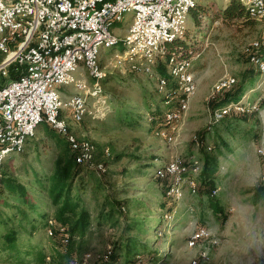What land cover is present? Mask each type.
I'll return each mask as SVG.
<instances>
[{
	"label": "rangeland",
	"instance_id": "rangeland-1",
	"mask_svg": "<svg viewBox=\"0 0 264 264\" xmlns=\"http://www.w3.org/2000/svg\"><path fill=\"white\" fill-rule=\"evenodd\" d=\"M197 1L210 14L203 17L202 34L195 30L190 16L185 34L189 48L193 49L190 54L195 56L192 70L198 89L191 97L188 111L177 123L174 142H167L158 135L162 127L150 119L149 110L155 106L168 109L163 102V94L157 88L159 70L154 69L153 74L146 73L141 64L126 60V45L122 41L111 47H101L99 60L103 63L105 80L99 101L89 99L92 109H96L95 114L82 122L68 117L72 131L80 140L94 141L97 152H104L107 148L111 152L108 157L97 155L98 161L106 162V170L101 172V176L97 175L96 181L88 182L80 193L82 205L92 212L93 223L86 237H76L75 242L78 259L84 253H91L89 264H105L103 261L110 259L108 252L128 239L137 240L142 256L162 255L161 264H190L199 253V247L188 248L187 239L200 226L210 228L219 238V244L212 248L210 259L199 264H264V252L258 253L240 241L245 214L240 205L255 204L264 199V194L258 198L255 193L259 186L264 188V181L254 189H247L231 171L225 175V169L232 163L226 159V153L234 152L240 145L250 148L253 167L263 168V158L258 149L264 147V94L258 88V73L247 49L252 50L253 43L257 41L260 48L264 45V18L257 19L251 26L227 21L221 14L217 15L230 0ZM133 15V12L126 13L124 21L113 26L119 38L126 37ZM174 48L175 51L182 50L178 46ZM2 57L0 55V60ZM162 62L166 65L165 60ZM74 75H85L91 80L83 65L76 68ZM226 76L235 77L238 85L245 83L246 99L250 107H257L245 112L252 127L260 134L257 139H247L239 134L233 137L214 119L211 107L213 88ZM60 90L68 92L66 95L76 92L73 86H61ZM246 126L247 123L243 122L241 127ZM46 132L47 128L44 130L41 124L25 150L7 158L3 172L14 175L28 186L36 209L45 213L47 220L55 214V206L47 194L33 185L34 172H50L57 153L54 146H49L51 140ZM218 132L229 144V148L223 147L219 155L216 182L220 189L214 197L224 210L216 213L208 195H194L187 191L181 200L167 196L168 181L156 177V168L177 157L202 158L203 149H214ZM117 155H120L118 159ZM240 164L241 158L237 157L234 166L239 167ZM1 209L9 215L18 213L17 209L2 207L0 212ZM101 211L107 216L102 224H98L97 217ZM30 214L36 213L30 211ZM36 219L38 228L31 233L30 224H25L28 230L21 234L20 243L23 248L38 245L52 256L53 239L41 217ZM32 259L33 255H26L25 262H21L0 251V264H34ZM117 261V264L124 263L125 252Z\"/></svg>",
	"mask_w": 264,
	"mask_h": 264
},
{
	"label": "built area",
	"instance_id": "built-area-1",
	"mask_svg": "<svg viewBox=\"0 0 264 264\" xmlns=\"http://www.w3.org/2000/svg\"><path fill=\"white\" fill-rule=\"evenodd\" d=\"M240 1L253 17L264 18V0ZM197 5V0H0V55H3L0 73L8 75L10 65L15 62L24 67L19 78L0 87V166L8 157L23 152L39 126L46 122L65 137L76 152L78 163L101 172L106 170V163L97 159L95 142L80 140L68 117L82 122L95 114L89 99L99 101L102 92L101 47H111L120 41L126 45L125 59L141 64L146 73L153 74L159 63L166 61L167 72L176 85L169 87L170 80L159 71L157 88L168 109L167 125L157 133L167 142H174L177 123L188 111L191 97L198 89L192 70L195 56H182L174 47L185 36L190 12ZM128 12L134 13L133 21L122 39L113 26L124 21ZM260 46L257 41L252 50H247L258 73V88L264 94V56ZM79 65L86 68L91 80L85 75H74ZM236 83L235 77L221 78L213 88L212 98ZM61 86H73L76 92L66 95L68 92H62ZM246 96L214 109V119L220 121L232 112L255 110L257 107H250ZM258 152L264 168V147ZM110 155V150L105 149L104 156ZM202 169L201 157H177L158 166L155 175L168 181V196L181 200L187 191L198 193ZM218 190L217 187L214 195ZM49 223L48 233L52 235L54 220L51 218ZM218 244L219 238L210 228L201 226L193 230L187 247H199V253L190 264L208 261L212 248ZM90 258L91 253H84L77 262L89 264ZM161 262L138 254L131 264Z\"/></svg>",
	"mask_w": 264,
	"mask_h": 264
},
{
	"label": "trees",
	"instance_id": "trees-1",
	"mask_svg": "<svg viewBox=\"0 0 264 264\" xmlns=\"http://www.w3.org/2000/svg\"><path fill=\"white\" fill-rule=\"evenodd\" d=\"M219 14L227 21L241 22L248 26L253 25L257 20L248 12L240 0H230L219 11L217 16ZM209 15V11L203 5H197L191 10L190 16L195 24V30L199 34L204 32L203 17ZM186 37L185 35L176 42V45L182 49L180 52L182 56H189L193 51L192 48H189ZM259 51L264 56V45H262ZM23 68V65L15 62L10 65L7 76L0 73V87L4 86L7 82L19 78L23 73ZM158 69L170 80L169 87L176 85V82L171 80L163 62L159 63ZM104 80L103 78L102 83ZM245 91V83H240L239 85L236 83L233 88L212 98L211 107L214 110L231 101L239 100ZM166 110V108L158 105L149 110L151 122L157 124L159 127L167 125L165 120ZM219 122L224 130L233 137L239 134L241 137L247 139H257L260 136L257 129L250 124L247 113L232 112L227 114ZM243 122L247 123V126L244 128L241 127ZM42 125L44 130L47 128V137L51 140L49 146H54L57 153L50 172L43 174H39L37 171L34 172L33 185L38 186V188L47 194L51 203L55 206V214L46 220V214L36 209V203L30 195L28 186L14 175L8 174L5 171L3 172L6 162L2 164L0 166V208L8 207L10 209H17L18 213L9 215L1 209L0 251H4L8 257L15 258L21 262H25L26 255H33L32 261L34 264H80L77 262L79 255L77 254L78 247H76L75 240L76 237L81 239L85 238L93 223L92 212L82 205L80 193L85 189L88 182L91 180L96 181L98 176H101V171L78 163L76 160V152L72 150L65 137L48 123L43 122ZM223 147L229 148V144L221 133L218 132L214 149L210 151L203 149L201 158L203 161V169L199 177L200 184L198 193L210 196L211 205L216 213L224 210L218 202V199L214 198V191L218 187L216 178L220 167L219 155L222 154ZM98 154H102L104 157V152L100 153L98 151ZM119 157L120 155H117V159ZM255 193L258 198L263 196L264 188L259 186ZM30 211H34L36 214L32 215ZM106 216L101 211L97 217L98 224H102ZM36 217H41V222L43 225L46 224L47 228L50 226L49 220L51 218L54 220V225L51 226L53 234L49 235L55 245L52 256H48L38 245L23 248L20 243L21 234L28 230L25 224H30L29 232L31 233H34L38 228V220ZM67 237H69V240L65 241ZM136 241L128 239L124 243L119 242L111 250L109 261L103 262L109 264L111 261L112 264H117V259L121 257L122 252H125V261L122 264H131L138 254H142ZM161 256L156 257L153 255L152 258L162 260ZM48 257L50 258L49 261Z\"/></svg>",
	"mask_w": 264,
	"mask_h": 264
},
{
	"label": "clouds",
	"instance_id": "clouds-1",
	"mask_svg": "<svg viewBox=\"0 0 264 264\" xmlns=\"http://www.w3.org/2000/svg\"><path fill=\"white\" fill-rule=\"evenodd\" d=\"M237 157L241 158L239 167L234 166ZM226 159L232 163L225 169V175H229L231 171L243 187L254 189L264 181V168L253 167V156L248 146L236 147L234 152L226 153ZM240 207L245 210L240 241L258 253L264 252V199L255 204L242 203Z\"/></svg>",
	"mask_w": 264,
	"mask_h": 264
},
{
	"label": "crops",
	"instance_id": "crops-1",
	"mask_svg": "<svg viewBox=\"0 0 264 264\" xmlns=\"http://www.w3.org/2000/svg\"><path fill=\"white\" fill-rule=\"evenodd\" d=\"M218 188L220 189V186L218 185ZM201 227V226H200Z\"/></svg>",
	"mask_w": 264,
	"mask_h": 264
}]
</instances>
